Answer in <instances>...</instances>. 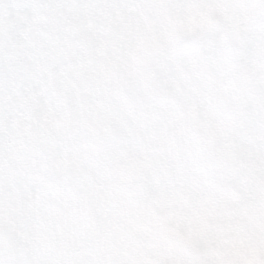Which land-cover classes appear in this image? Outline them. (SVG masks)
I'll list each match as a JSON object with an SVG mask.
<instances>
[{
    "label": "snow or ice",
    "instance_id": "6c2138e0",
    "mask_svg": "<svg viewBox=\"0 0 264 264\" xmlns=\"http://www.w3.org/2000/svg\"><path fill=\"white\" fill-rule=\"evenodd\" d=\"M0 264H264V0H0Z\"/></svg>",
    "mask_w": 264,
    "mask_h": 264
}]
</instances>
